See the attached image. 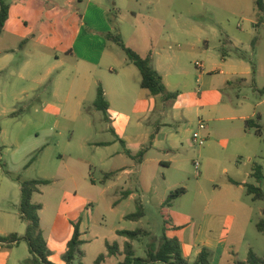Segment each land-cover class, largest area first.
<instances>
[{"label":"rangeland","instance_id":"1","mask_svg":"<svg viewBox=\"0 0 264 264\" xmlns=\"http://www.w3.org/2000/svg\"><path fill=\"white\" fill-rule=\"evenodd\" d=\"M9 1L5 0L6 3ZM118 1L120 10L117 14H110L109 21L117 22L116 28L124 30L128 44L148 45L156 66L161 63L169 67L168 70L171 68L167 82L173 92L184 94L183 99L171 101L166 106L167 110L172 108L176 122L157 114L143 127L131 126L126 130L123 125L127 118L113 111L116 126L109 130L106 116L95 110L92 101L84 104L79 115L62 113L48 116L34 110L15 114L0 112V191L8 192L11 202L6 205L15 219V226H23L19 216L20 185L10 177V173L26 180H51L50 186L40 190L35 200L43 206L40 218L53 251L50 259L53 264H66L62 255L73 233L70 220L83 221L84 232V256L73 264H97L101 255L103 259L99 264H124V246L128 239L119 236L118 230L143 229L147 232V235L133 241L131 264H142V258L156 254L164 235L178 238L182 243L181 252L187 258H193L190 255L193 249L197 245L204 246V234L196 245L194 243L197 240L194 226L201 222L207 206V199L199 194V189L203 188L208 193L212 191V185L204 175L206 177L215 171L216 176L223 177L221 168L224 166L232 172L236 165L246 170L257 165L264 167V139L257 138L253 132V149L240 157L231 156V150L220 145L225 138L224 131L231 125H242V122L237 121L233 125L226 120L208 121L206 109L203 110L205 89L202 79L197 80L200 69L195 65L196 62H206L207 68H213L214 63L226 59L241 65L240 72L244 68L250 69L251 75L244 76V82L239 79V85L223 86L224 101L231 102L236 109L243 104L241 109L245 114L260 115L264 132V94L260 93L264 89V23L259 24L257 0ZM112 47L118 53L119 62L123 65L129 63L119 46L113 44ZM131 67L141 76L137 67ZM0 81L4 90L0 100L2 104L16 109L30 103L42 105L40 101H28L26 96L22 100L15 98L14 92L27 86L14 87L12 83H6L4 77ZM43 93L44 87L38 92L44 100ZM199 119L205 120L209 129L214 126L219 131L215 139H209L204 147H199L192 138ZM130 120L135 119L130 117ZM156 124L161 125V131L155 135V140H161L159 149L150 147L141 164L131 160L134 167L131 175L120 171L115 180L103 183L104 174L117 166V158L106 160V157L123 149L119 141L113 144V130L126 136L128 139L124 140L129 143L139 140L140 145H131L138 152L142 149V140L146 141V146L150 144ZM212 141L220 142L215 143L221 154L220 164L214 165L208 159V146ZM101 142L109 145L97 148ZM249 156L251 163H248ZM197 160L202 164L199 169L195 167ZM162 161L170 162V167L164 168ZM252 182L264 191V170L262 180L251 179ZM168 186L174 188L172 191L186 189V194L170 207L164 203L160 205L158 201L159 192ZM126 191L134 196L124 197ZM245 197L252 205V221L247 225L245 239L234 247L241 262L247 258L249 250L264 256V233L259 232L256 226L262 217L264 202L254 200L247 193ZM136 199L143 204L145 217L139 221L128 220L126 215L136 211ZM2 215L6 214L0 212V217ZM25 233L26 230L22 234ZM112 245L117 249L109 254L108 246ZM15 255L19 264H34L35 257L25 241ZM10 264H14V260ZM214 264L226 263L218 259Z\"/></svg>","mask_w":264,"mask_h":264},{"label":"crops","instance_id":"2","mask_svg":"<svg viewBox=\"0 0 264 264\" xmlns=\"http://www.w3.org/2000/svg\"><path fill=\"white\" fill-rule=\"evenodd\" d=\"M125 1L131 2L130 0ZM6 4L9 5L10 9L8 20L0 36V78L4 77L6 83H12L14 87L27 86V88H21L14 92L16 99L22 100L26 96L28 101H40L42 105L30 103L16 109L15 106L9 107L0 101V112L15 114L34 110L41 111L48 116L62 113L79 115L82 114L86 102L95 103L98 88L101 86L109 103L108 110L106 112L101 111L106 116L105 120L109 130L116 126V121L112 117L113 111H116L117 115L127 118L123 125L126 130L130 129L131 126L143 127L146 122H152V118L158 115L161 117L168 116L172 121H177L172 108L167 110L166 107L171 101H164L160 96L154 97L150 95L148 90L142 89L140 86L141 76L131 67L134 65L129 61L126 65L119 62L118 53L112 47L116 43L106 38V34L118 31L126 46L132 47L142 57L151 55L153 67L162 75L167 89L173 92L167 82L171 68L168 70L169 67L161 63L156 66L155 57L152 56L148 45L140 47L137 44H128L124 30L116 28L117 22L109 21L110 14H117L120 10V8L118 9V0H10ZM195 65L200 69L196 75L197 80L202 79L205 89L204 99L206 102L203 110L206 109L205 116L208 121L226 120L233 122V125L234 122H242V125H231L224 131L225 138L221 142L222 144L212 141L213 143L208 146L209 161L214 165L220 162L221 154L218 153L215 143H220L228 151L231 150L230 155L233 157L244 155L245 152L254 147L251 137L252 131L245 128V121L253 118L256 114H245L241 109L244 107L243 104L239 109H236L231 102L226 103L223 86L239 85V79H245L244 76L249 77L251 75L250 69L244 68L245 70L240 72L241 65L230 63L226 59L214 63L213 68H207L209 65L206 62H196ZM210 74L211 76H209ZM43 87L44 100L42 96H38V92ZM3 96L4 90L0 87V100ZM183 96L184 94H178L176 100L183 99ZM95 110L98 109L95 107ZM130 117L135 120L131 121ZM199 121H204L206 124V129L202 131L206 143L209 139L214 140L219 131L214 126L209 129L205 120L199 119ZM160 126V124H156V132L150 136L148 146H146V141L142 140V149L138 152H135L137 149L132 148L131 145H140L139 140L129 143L128 140H124L128 139L126 136L121 135L118 130H113L115 134L113 144L119 141L123 149L110 153L106 157V160L117 158V166L105 173H116V176L110 180H115L120 171L127 176L133 173L134 167L131 160L135 159L126 151L136 155L141 150H146V156L150 147L159 149L161 140H155V135L159 132ZM97 145V148H100L101 146H108L109 143L101 142ZM145 156L141 162L135 160L137 164L143 163ZM251 162L252 159L249 156L248 163ZM161 165L164 168H169L170 162L162 161ZM221 170L224 174L223 177L216 176L215 171L207 174L206 177L204 175V178L212 185L211 192L208 193L203 188L199 189V194L207 199V206L201 222L194 226L197 231V240H194V243L196 245L198 238L204 234V246L197 245L193 249L190 253L193 258H187L182 253L183 257L190 263L196 261L203 249L210 252L211 264L216 263L218 259L226 264H232L234 261L241 262L238 260L239 254L235 253L234 247L237 242L245 239L247 225L252 221V205L245 197V186L251 183V179H253L251 177L253 168L246 170L244 167L241 168L240 165H236L234 172L230 171L227 166ZM200 181L198 180V182ZM92 183L95 181L92 180ZM171 187L163 188L159 192L158 201L160 205L165 204L167 197L173 192L172 189L174 188ZM45 188L47 186L40 190ZM1 193L0 191V212L6 215L0 217V235L6 236L17 233L21 236L26 230V224L15 226V219L12 217L13 215H10L9 212L11 211L6 205L9 201L8 192ZM37 195L39 193H35L33 196L35 203H39L35 200ZM128 196L133 197L134 194L126 191L124 197ZM262 210L263 208L261 214ZM42 211L43 208L39 213L40 216ZM40 221L44 238L52 253L49 258L51 259L53 251L46 238L41 218ZM70 222L72 225L80 222L81 240L84 242L83 221L70 220ZM73 234L74 225L72 236ZM20 246L21 244L9 248L0 245V264H10L12 260H14V264H19V259L15 257V254ZM180 247H182L181 242ZM246 260L247 258L243 262Z\"/></svg>","mask_w":264,"mask_h":264},{"label":"trees","instance_id":"3","mask_svg":"<svg viewBox=\"0 0 264 264\" xmlns=\"http://www.w3.org/2000/svg\"><path fill=\"white\" fill-rule=\"evenodd\" d=\"M256 8L259 15V24L264 23V0L256 1ZM9 5L0 0V36L4 30L5 24L9 16ZM259 26V25H258ZM106 38L109 41L115 42L125 52L127 59L130 63L136 66L141 74L140 86L142 89L148 90L150 95L156 97L160 96L164 101H174L178 97L177 92H170L165 83L162 75L153 67L151 61V55L142 57L135 50L126 46L122 35L119 32H110L106 34ZM253 74H255V67L253 66ZM241 81H244L242 79ZM264 94V89L260 91ZM95 107L103 112H106L109 108V103L106 100L103 88H98L97 97L95 101ZM245 128L252 131L257 137L264 139L263 127L261 125V116L256 115L253 118H249L245 121ZM137 162H141L145 156L146 150H141L136 155H132L129 151H126ZM264 167L257 165L253 167L251 177L257 182H260L263 178ZM116 173L111 172L104 175L103 182L114 178ZM10 177L19 183L20 185V204H19V216L20 219L26 224V233L23 236L17 233L10 235H0V245L12 248L25 241L28 244L30 253L35 257L34 264H53L50 262L51 251L48 248V244L44 238V233L41 227L40 211L43 206L40 203L33 201V195L40 192V189L44 186L51 184L50 180L46 179H23L20 175L10 173ZM246 193L253 197L254 200L264 202V191L257 185L249 183L245 186ZM186 193L185 188H180L172 193L166 199L165 204L170 206L176 199L180 198ZM136 211L134 213L126 215V219L132 221H139L145 217V209L141 201L138 199L135 202ZM74 234L71 240L68 242V247L63 255V260L66 264H73L76 260H80L84 256L82 250L83 241L81 240L80 222L73 223ZM259 232L264 233V208L262 210V217L256 224ZM120 236H124L128 239L124 246V254L126 255L124 264H131L134 256L133 241L137 240L140 236L147 235V232L143 229L135 231L121 230L118 231ZM117 249L116 245L108 246L109 254L114 253V249ZM103 259V255L99 256L97 264ZM139 261L141 259H138ZM164 262L166 264H211L210 252L207 249H203L199 254L195 262L190 263L186 260L181 252L180 242L177 238H168L163 236L159 243V248L156 254L149 256L147 259L142 258V264L151 262ZM236 264H264V256L260 257L253 250H249L247 260L245 262H238Z\"/></svg>","mask_w":264,"mask_h":264},{"label":"built area","instance_id":"4","mask_svg":"<svg viewBox=\"0 0 264 264\" xmlns=\"http://www.w3.org/2000/svg\"><path fill=\"white\" fill-rule=\"evenodd\" d=\"M197 65H199L197 63ZM206 129V124L204 121H199L198 122V128L197 130L193 133V141L195 144H197L199 147H203L206 144V138L202 135V131ZM195 167L196 169H199L201 167V163L197 160L195 161Z\"/></svg>","mask_w":264,"mask_h":264}]
</instances>
